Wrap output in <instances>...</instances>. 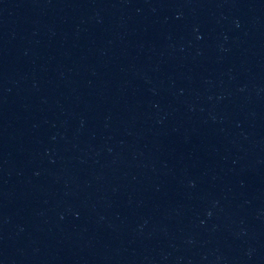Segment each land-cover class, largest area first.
I'll use <instances>...</instances> for the list:
<instances>
[{"label":"water","instance_id":"water-1","mask_svg":"<svg viewBox=\"0 0 264 264\" xmlns=\"http://www.w3.org/2000/svg\"><path fill=\"white\" fill-rule=\"evenodd\" d=\"M0 264H264V0H0Z\"/></svg>","mask_w":264,"mask_h":264}]
</instances>
